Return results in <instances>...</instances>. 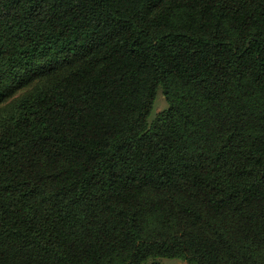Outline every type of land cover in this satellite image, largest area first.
<instances>
[{"label":"trees","instance_id":"trees-1","mask_svg":"<svg viewBox=\"0 0 264 264\" xmlns=\"http://www.w3.org/2000/svg\"><path fill=\"white\" fill-rule=\"evenodd\" d=\"M161 258L264 264V0H0V264Z\"/></svg>","mask_w":264,"mask_h":264},{"label":"rangeland","instance_id":"rangeland-1","mask_svg":"<svg viewBox=\"0 0 264 264\" xmlns=\"http://www.w3.org/2000/svg\"><path fill=\"white\" fill-rule=\"evenodd\" d=\"M168 103L164 97V94L162 93L161 88H158L155 102L153 105V109L147 119L148 122H150L156 115H158L161 111H163L165 108H167ZM160 264H188L184 260L177 259V258H161Z\"/></svg>","mask_w":264,"mask_h":264}]
</instances>
